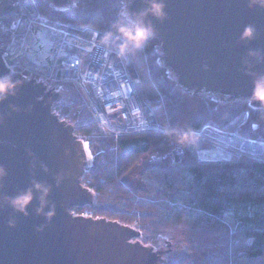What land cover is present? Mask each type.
I'll use <instances>...</instances> for the list:
<instances>
[{"label":"water","instance_id":"water-1","mask_svg":"<svg viewBox=\"0 0 264 264\" xmlns=\"http://www.w3.org/2000/svg\"><path fill=\"white\" fill-rule=\"evenodd\" d=\"M0 0V16L13 10ZM53 1V0H52ZM66 3L69 0H60ZM127 3L132 13L147 7L146 0ZM60 3V2H59ZM167 18L151 16L155 36L162 52L188 83L205 78L213 89L240 98H250L253 77L249 73L264 74V8H250L248 0H163ZM253 27L254 39L242 42L246 27ZM26 49L27 62L35 66H50L49 52L54 38L45 28L32 31ZM249 52L257 53L250 58ZM206 65V69L203 67ZM8 60L0 53V76L9 72ZM247 73L244 74L243 71ZM15 73L13 79L21 86L14 96L0 103V166L7 176L0 185V197L15 196L39 182L51 187L48 206H55V217L49 223L37 215L39 193L28 208V215H20L10 207L0 210V264H159L162 253L168 252L167 238H161L165 248L156 251L138 241V230L105 218L93 219L75 215L71 210L92 202V193L81 179L87 165L83 161L81 144L73 128L51 110L59 98L52 90V98L45 82ZM178 162L181 154H173ZM45 169H47L45 171ZM63 180L57 186V176ZM47 211V209H45ZM15 227L8 226L9 221ZM41 229V230H38Z\"/></svg>","mask_w":264,"mask_h":264},{"label":"trees","instance_id":"trees-1","mask_svg":"<svg viewBox=\"0 0 264 264\" xmlns=\"http://www.w3.org/2000/svg\"><path fill=\"white\" fill-rule=\"evenodd\" d=\"M34 2L46 19L104 33L115 32L113 25L123 9L118 0ZM8 39L4 34L1 44L6 45ZM142 50L158 94L146 102L151 108L162 104L166 123L182 128L208 123L229 130L248 110L249 122L241 133L264 138V110L244 100L219 109L211 97H204L201 112H187L185 93L161 63L164 55L159 38L155 36ZM54 88L62 92L54 103L59 107L58 117L87 138L93 155L82 180L92 193V202L74 212L132 227L145 245L165 234L186 232L202 237V242L169 255L164 264H264V162L199 161L189 143L178 146L154 132L116 139L101 136L80 91L69 83ZM173 154H181L178 162ZM131 176L136 183L127 181Z\"/></svg>","mask_w":264,"mask_h":264},{"label":"built area","instance_id":"built-area-1","mask_svg":"<svg viewBox=\"0 0 264 264\" xmlns=\"http://www.w3.org/2000/svg\"><path fill=\"white\" fill-rule=\"evenodd\" d=\"M5 5L13 7L11 12L0 16V53L10 66L7 74L13 77L18 73L25 82L49 80L46 84L75 86L83 95L93 121L110 138L140 132L162 135V128L169 124L159 121L145 101L142 81L131 55L119 58L116 44L105 43L106 33L43 19L34 0H6ZM32 6L37 11V18L29 25L25 20ZM14 9H19L16 18L12 17ZM38 27L48 30L54 38L49 67L35 66L25 58L32 31ZM4 34L9 37L6 45L1 44ZM51 110L57 115L52 104ZM245 116L236 128L229 130L208 123L185 128L191 129L192 139L202 144L194 149L197 159L208 163L233 159L264 162V138H249L241 133L240 129L248 121V113Z\"/></svg>","mask_w":264,"mask_h":264},{"label":"clouds","instance_id":"clouds-1","mask_svg":"<svg viewBox=\"0 0 264 264\" xmlns=\"http://www.w3.org/2000/svg\"><path fill=\"white\" fill-rule=\"evenodd\" d=\"M147 7L140 12L132 13L125 7L119 13V20L113 25L115 32L109 31L105 34L104 41L116 44V55L124 59L129 55L142 50L150 40L155 37V30L148 17L151 16L161 22L167 16L165 13V5L163 0H146ZM250 8H264V0H248ZM123 20L124 22H121ZM256 36L255 29L251 26L246 27L241 36L242 42H248ZM250 58H256L257 53L249 52ZM253 77V91L250 100L264 106V74L249 73ZM21 86L19 81L13 79L11 74L0 76V103H3L9 96H14L16 90ZM3 118L0 117V123ZM162 135L174 142L178 146H186L193 138L191 129H185L179 126L165 125L162 128ZM91 160V156L88 157ZM47 169H45L46 171ZM7 176V170L0 166V185ZM57 186L62 182L63 176L56 178ZM34 192L39 195V207L36 209L37 215L43 216L49 223L55 217V206L49 208L48 196L51 193V187L39 182H33V186L26 191L18 193L15 196L0 197V210L4 207H10L20 215L27 217L28 208L33 201L37 199ZM47 209V211H45ZM10 228L15 227L14 221H9ZM41 230V229H38Z\"/></svg>","mask_w":264,"mask_h":264},{"label":"rangeland","instance_id":"rangeland-1","mask_svg":"<svg viewBox=\"0 0 264 264\" xmlns=\"http://www.w3.org/2000/svg\"><path fill=\"white\" fill-rule=\"evenodd\" d=\"M69 1L72 2V0H69ZM118 1L121 2L123 8H125V7L128 8L127 3L124 0H118ZM133 1L134 0H128L129 3H132ZM35 5H36V2H35ZM36 7H37V5H36ZM14 13L15 14L12 17L16 18L18 16V14H19V9H17V10L14 9ZM39 14H40V12H39ZM41 17L43 19H46L42 15H41ZM46 20H52V19H46ZM54 21H56V20H54ZM56 22H58V21H56ZM64 25L77 26V25H73V24H64ZM77 27H85V26H77ZM162 54L164 55V53H162ZM131 57H132V61H133L134 65L136 67V71L138 72V75L140 76V80L142 81V85H143V91L142 92H143V96L145 98V101L147 100L148 97H153L155 95H158L157 94V90H156L155 86L153 85V83H152V81H151V79H150V77L148 75V71H146L147 70V66H146V62L144 60L143 50H140L139 52L135 53L134 55H131ZM163 57H166V56L164 55ZM167 62L170 63L165 58L161 59V63L165 66L166 70H168L170 76L172 78H174V80H176V82L180 86L182 92L185 93V99H186L185 101L187 102V104L189 106V109H188L187 112H189L190 114L199 113L205 108V103L203 101L204 97L205 98L206 97H211L212 101H215L216 106L219 109H228L230 107H233L234 105H236L240 101V99L237 100L236 98L232 99L230 97H227L226 94L223 91L219 90V89H213L212 87H210L206 83L204 77L201 78V80L199 82H197V83H188V81L185 78L183 79V77H181V75H179L180 73L177 72L175 68H172V66L167 65ZM57 85L55 84L54 86H52V85H49V86L51 87V89L53 88V90L55 92L58 91L59 96H60V93H62V92H59L58 89L54 88ZM55 102H56V100H54L52 102V105H53V109H54L55 113L58 116L59 107H58V105L54 104ZM246 102H248V101H246ZM248 104H249V102H248ZM152 110H153V113H155L157 119L159 117L160 121L163 120L164 123L167 122L168 118L165 116L166 113L164 112V108H163L162 104L153 107ZM189 113H186L187 117H188ZM246 113H248V121L247 122H249L250 113H249L248 110H246L243 113V115L241 116L240 120L238 122H236L232 126L231 129L237 127V125L241 122L242 118L246 117L245 116ZM221 129H223V128H221ZM96 133L100 134L101 136L103 135L105 137H108L103 132L102 128H100L98 125L96 127ZM75 135L77 136V138L79 140H81L84 143H87V145H88V142L86 141L87 138L85 136L80 135V134H76V133H75ZM245 137H248V136H245ZM249 138H251V137H249ZM261 139L263 140V138H261ZM189 145L194 150L196 147H199L202 144L199 143V141L197 139H192L189 142ZM165 148H166V146L164 147V149ZM92 157H93V155H92ZM91 163H92V161H91ZM127 181L134 184V183H136L137 180H136L135 176H131L129 179H127ZM83 186H84V184H83ZM89 192H91V191L89 190ZM71 211L75 215H82V216H85V217H91L90 215L85 214V213H81V214L78 213V212L76 213V212L73 211V209ZM97 219H99V218H97ZM161 238H167L169 240L170 244H175L176 245V247L175 246H171V247L168 246V248L170 250L168 252H166V253H162L161 259L165 260L164 263L168 259L169 255H175V254L181 252V250L183 251L184 248H186L187 246L196 245V244L202 242V240H203L202 237H200L198 234H190V233H186V232H182V233H179V234H176V235H166L165 234V235H161ZM161 238L160 239L157 238V240H155L154 244L150 245V247L153 249V251H156L160 247L165 248L164 242L161 241ZM131 241H138L141 245H143L145 247L148 246V245L143 244L140 241V239L138 240V238L133 239ZM164 263L160 262L159 264H164Z\"/></svg>","mask_w":264,"mask_h":264},{"label":"bare ground","instance_id":"bare-ground-1","mask_svg":"<svg viewBox=\"0 0 264 264\" xmlns=\"http://www.w3.org/2000/svg\"><path fill=\"white\" fill-rule=\"evenodd\" d=\"M28 19L25 20L26 23H29V25L33 24V22L36 21V18H37V11L35 9H33V6L31 7V13L28 12V15H27ZM28 25V24H27ZM48 31V30H47ZM11 59V58H9ZM81 149H82V156H83V161L87 164V165H90L91 164V161H92V155H91V152L88 148V145L87 143H84L81 144ZM258 152H260V149L257 150ZM91 156V160L88 159V157Z\"/></svg>","mask_w":264,"mask_h":264},{"label":"flooded vegetation","instance_id":"flooded-vegetation-1","mask_svg":"<svg viewBox=\"0 0 264 264\" xmlns=\"http://www.w3.org/2000/svg\"><path fill=\"white\" fill-rule=\"evenodd\" d=\"M56 1L61 2L60 0H56ZM203 67L206 69L207 66H206V65H203ZM243 73L246 74L247 71L244 70ZM44 85L47 86V91H48V90L51 91V92H50V95H48V96L45 98L46 101H50L51 98H52V90H51V87L49 86V84H44ZM226 96H227V97H230V98H232V99H235V98H236L237 100L240 99V100L248 101L249 104H251L252 106H255V107H257V108H260V109L264 110V106H261V105H260L259 103H257V102H253V101H251L249 97H248V98H240V97L233 96V95H229V94H226Z\"/></svg>","mask_w":264,"mask_h":264},{"label":"snow or ice","instance_id":"snow-or-ice-1","mask_svg":"<svg viewBox=\"0 0 264 264\" xmlns=\"http://www.w3.org/2000/svg\"><path fill=\"white\" fill-rule=\"evenodd\" d=\"M253 127H256L255 125H253Z\"/></svg>","mask_w":264,"mask_h":264}]
</instances>
